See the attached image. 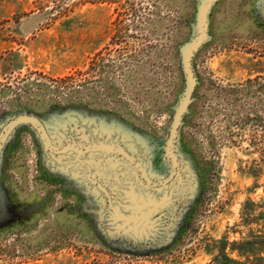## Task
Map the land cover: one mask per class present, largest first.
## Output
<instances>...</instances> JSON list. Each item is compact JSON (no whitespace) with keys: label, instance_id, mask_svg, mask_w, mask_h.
<instances>
[{"label":"rangeland","instance_id":"374dc122","mask_svg":"<svg viewBox=\"0 0 264 264\" xmlns=\"http://www.w3.org/2000/svg\"><path fill=\"white\" fill-rule=\"evenodd\" d=\"M196 1L0 0V129L22 114L81 140L91 127L163 163ZM263 2L209 13L175 147L191 185L163 244L109 243L102 200L20 127L0 153V264H264Z\"/></svg>","mask_w":264,"mask_h":264},{"label":"water","instance_id":"95a60500","mask_svg":"<svg viewBox=\"0 0 264 264\" xmlns=\"http://www.w3.org/2000/svg\"><path fill=\"white\" fill-rule=\"evenodd\" d=\"M218 1H196L191 37L179 47L183 88L164 139L163 163L155 166L144 156L143 146L130 139L101 140L91 127L83 126L89 137L81 140L77 130L65 128L54 132L39 118L28 114L19 115L1 127L0 153L17 128L27 127L35 135L48 166L74 175L102 200L101 227L109 243L131 248L163 244L167 225L191 185L189 176L180 167L175 147L197 85L192 61L209 39L208 16ZM260 7L264 12V2ZM57 158L64 162H57ZM153 169L157 172L154 175Z\"/></svg>","mask_w":264,"mask_h":264}]
</instances>
